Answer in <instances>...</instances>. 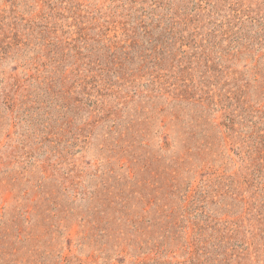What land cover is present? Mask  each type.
<instances>
[{
    "label": "rangeland",
    "instance_id": "obj_1",
    "mask_svg": "<svg viewBox=\"0 0 264 264\" xmlns=\"http://www.w3.org/2000/svg\"><path fill=\"white\" fill-rule=\"evenodd\" d=\"M0 264H264V0H0Z\"/></svg>",
    "mask_w": 264,
    "mask_h": 264
}]
</instances>
